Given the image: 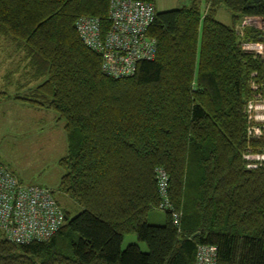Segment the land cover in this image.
<instances>
[{"label": "trees", "instance_id": "1", "mask_svg": "<svg viewBox=\"0 0 264 264\" xmlns=\"http://www.w3.org/2000/svg\"><path fill=\"white\" fill-rule=\"evenodd\" d=\"M110 1L0 0V36L41 82L17 100L65 121L58 190L82 209L75 218L64 212L49 242L17 245L0 230V264H195L201 245L218 249V264H264V169L248 170L243 159L249 146L264 152V141L248 142L245 115L264 56L240 47L263 33L236 31L264 20V0H209L204 15L194 0L157 13L156 59L124 80L102 74L101 56L75 29L82 17L107 28ZM222 8L231 26L217 20ZM159 168L170 178L171 211L160 210ZM152 212L165 214L161 224L149 222ZM129 234L148 251L123 250Z\"/></svg>", "mask_w": 264, "mask_h": 264}, {"label": "built area", "instance_id": "2", "mask_svg": "<svg viewBox=\"0 0 264 264\" xmlns=\"http://www.w3.org/2000/svg\"><path fill=\"white\" fill-rule=\"evenodd\" d=\"M154 4L138 0H111L108 27L94 17L77 20L75 29L86 48L101 56L102 74L113 80H124L136 75L140 63L156 59L158 41L150 35L156 19ZM248 30L263 33L260 41L241 44V50L254 58L264 56V20L244 21ZM237 31V30H236ZM238 35H242L237 31ZM251 97L245 107L246 136L249 143L264 141V79L252 75ZM243 159L248 170L264 169V152H254L249 146ZM156 179L161 196V211H171L169 175L159 168ZM174 224L180 228V214L174 213ZM66 221L53 192L40 186L26 185L0 163V230L6 239L17 245L49 242ZM195 264H218V249L201 245Z\"/></svg>", "mask_w": 264, "mask_h": 264}, {"label": "rangeland", "instance_id": "3", "mask_svg": "<svg viewBox=\"0 0 264 264\" xmlns=\"http://www.w3.org/2000/svg\"><path fill=\"white\" fill-rule=\"evenodd\" d=\"M171 0H155L158 13L170 12L175 8L190 6L187 2L168 6ZM208 0H200L202 15H204ZM168 8V9H166ZM166 10V11H165ZM169 10V11H168ZM172 10V11H174ZM171 11V12H172ZM217 20L226 25H232L230 12L222 8ZM236 30L244 33L245 22L241 21ZM10 41L0 36V96L7 91L14 95L16 82L21 84L29 81L28 93H31L41 82L31 77L29 63L21 50H16ZM9 75H14L12 86L8 84ZM5 77H8L5 81ZM23 89L20 90V93ZM18 93V94H20ZM27 91H25L26 95ZM27 93V95H28ZM21 96H24L23 94ZM16 96L14 95L13 98ZM0 97V163L6 166L20 181L26 185L40 186L49 189L59 203L63 212L69 213L71 218L77 217L82 209L69 197L59 192V185L64 175L59 163L68 153V140L65 132V121L53 111H39L30 107L9 105L7 96ZM11 99V98H9ZM6 101V102H5ZM165 218L164 213L152 212L149 222L155 223L156 217ZM136 244L147 252L145 243L138 240L136 234L124 237L122 249Z\"/></svg>", "mask_w": 264, "mask_h": 264}, {"label": "crops", "instance_id": "4", "mask_svg": "<svg viewBox=\"0 0 264 264\" xmlns=\"http://www.w3.org/2000/svg\"><path fill=\"white\" fill-rule=\"evenodd\" d=\"M190 2H191V4L193 3V1L194 0H189ZM182 2H187V1H183V0H171L170 1V3L171 4H167L168 6H170V5H172V6H170V7H173L174 5H176V7H177V5H179L180 3H182ZM199 2H200V0H199ZM208 2H209V0H208ZM179 3V4H178ZM181 5V4H180ZM154 6H156L155 5V3H154ZM208 6V5H207ZM207 6H206V10H205V13L204 14H206V11H207ZM175 7V6H174ZM185 7H188V6H185ZM184 8V7H183ZM166 9H168V8H166ZM178 9H182L181 7H179V8H175V10H178ZM172 10H174V9H172ZM172 10H170V11H172ZM157 11V10H156ZM166 11V10H165ZM169 11V10H168ZM158 13V12H157ZM9 44H11V45H13L12 43H9ZM14 46V45H13ZM14 48H16L15 46H14ZM17 50V49H16ZM13 77H14V75H9V79L7 80V82H8V84H10L11 86H12V82H13ZM8 77H5V81H6V79H7ZM16 82V87L14 88V92H16V94H14L16 97L15 98H13V96L14 95H12V94H10L8 91H7V89L5 88V92H3L2 93V95L4 94V96H0V97H5L6 95H7V102H10V104L9 105H12V104H14L15 106H22V107H30L29 105H27V104H25V103H23V102H21L20 100H17V98H23L24 96H26L27 95V93H28V87L30 86L29 85V81H26V82H23V83H21V84H19V83H17V81H15ZM21 89H23L22 90V92L20 93V90ZM25 91H27V93H26V95H25ZM18 93H20V94H18ZM6 94V95H5ZM24 95V96H21V95ZM1 98V99H2ZM9 98H11V99H9ZM5 101V102H6ZM12 102H16V103H12ZM12 103V104H11ZM13 106V105H12ZM31 108V107H30ZM35 110H37V109H35ZM39 111H45V110H39ZM163 222V219H161V217H159V216H157L156 217V222L155 223H158V224H161Z\"/></svg>", "mask_w": 264, "mask_h": 264}, {"label": "water", "instance_id": "5", "mask_svg": "<svg viewBox=\"0 0 264 264\" xmlns=\"http://www.w3.org/2000/svg\"><path fill=\"white\" fill-rule=\"evenodd\" d=\"M66 220H67V218H66Z\"/></svg>", "mask_w": 264, "mask_h": 264}]
</instances>
